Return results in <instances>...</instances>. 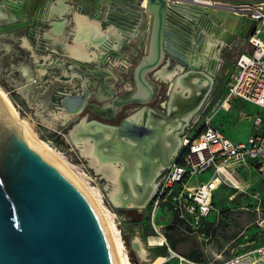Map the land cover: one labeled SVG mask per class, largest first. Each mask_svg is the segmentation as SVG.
Instances as JSON below:
<instances>
[{
  "label": "rangeland",
  "instance_id": "374dc122",
  "mask_svg": "<svg viewBox=\"0 0 264 264\" xmlns=\"http://www.w3.org/2000/svg\"><path fill=\"white\" fill-rule=\"evenodd\" d=\"M8 2L15 4L10 0H0V3L7 5L14 14L12 17H5L6 20L0 19V88L20 117L18 119L67 162L87 184L99 189L102 204L113 214L115 226L125 246L130 249V262L180 264L184 258L192 264H223L238 256L258 255L255 251L264 244V178L252 167L245 169L231 166L230 170L228 169L230 175L223 177V183L213 197L214 207L221 215L215 217V222H209L198 230L186 226L178 218L173 206L168 202L169 198L158 207L155 221L154 204L151 200L141 209L120 208L112 202V183L104 174L97 172L91 160L68 138L74 126L86 118L81 119L74 115L71 121L63 123L55 121L53 114L61 111L58 109L60 107L56 106V101L62 92L80 93L84 82L88 83L91 90L96 89L98 85V79H85L80 71H76L75 65H78L79 70L88 72L97 68L108 69L115 78L125 80L120 84L108 77V85L120 93L127 91L124 88L131 89V72L140 61L139 56L132 55L131 48L138 51V46L133 42H126L121 51L123 57H116L111 54L108 42L107 53L99 62L74 61L66 55L61 44L53 47L52 43L44 38V35L52 30L49 22L30 21V13H26L27 20L24 21L18 2L16 1V5H10ZM77 8L81 13L84 10L81 4ZM107 26L109 23L103 24L104 28ZM70 29L71 27L66 28L62 39H73ZM252 32L253 30L248 35H232L222 51L221 60L209 62V68L214 69L212 89L203 109L194 116L191 126L187 128V133L192 135L204 123L209 122L235 142H244L263 128L264 110L251 103L234 101L231 109L222 108L238 58L241 54L252 51L248 40ZM24 40H27L32 48L25 46ZM25 68L28 70H24ZM39 70L47 72L42 79H37ZM71 74L75 76L72 81H68L71 83L63 80L64 76ZM171 84H163L160 95L149 105L159 115L165 114L166 109L162 105H166L165 101H168L167 92ZM44 85L49 88L46 95L49 98L48 105L40 103L42 98L39 91ZM257 118L263 120L259 126L255 125ZM126 176L127 181L132 182L131 173ZM213 176L214 173H211L208 180ZM233 185H240L241 188L237 189ZM130 211L134 213L131 215ZM156 229L160 230V234ZM169 249L174 251L175 255L169 252ZM196 256H200V262L193 259Z\"/></svg>",
  "mask_w": 264,
  "mask_h": 264
},
{
  "label": "water",
  "instance_id": "95a60500",
  "mask_svg": "<svg viewBox=\"0 0 264 264\" xmlns=\"http://www.w3.org/2000/svg\"><path fill=\"white\" fill-rule=\"evenodd\" d=\"M106 3L112 6L111 0ZM138 5L144 15L152 16V26L150 42L133 71L135 91L131 99L146 103L153 100L149 75L163 65L180 69L183 76L199 72L194 69L190 53L202 32L211 29L210 8L217 5L198 0H138ZM240 8L224 7L235 13ZM108 14L107 23L116 25L129 37L123 21L130 15L116 6L110 7ZM111 54L115 56L114 52ZM178 75L179 72L175 76ZM170 87L168 101L162 105L167 117L173 116L167 105L176 96L173 84ZM85 104L83 94L61 100L62 107L70 113L79 114ZM125 129L138 135L128 137L149 145L147 137L156 128L125 122L116 130ZM188 134L186 130L182 138ZM122 135L105 146L112 152L118 150ZM138 150L147 159L154 156L142 148ZM0 264H118L106 225L89 194L67 169L33 141L1 96Z\"/></svg>",
  "mask_w": 264,
  "mask_h": 264
},
{
  "label": "bare ground",
  "instance_id": "6f19581e",
  "mask_svg": "<svg viewBox=\"0 0 264 264\" xmlns=\"http://www.w3.org/2000/svg\"><path fill=\"white\" fill-rule=\"evenodd\" d=\"M205 2L210 3V1ZM70 8L71 7L67 6L63 1H59V4L54 9V11L61 15L63 13L69 12L71 10ZM10 11L11 10L7 7V5L5 6L4 4L0 3V19L14 16L13 12ZM75 18L76 24L71 29V33L73 34V39L71 41H68V39H64L61 42L59 41V39H57V36L64 33L65 28L68 25V23H66L65 21H55L52 24V30L50 32H47L44 35V38L50 41L53 47L61 44L63 46V49L65 50L66 55L69 58L82 63L99 62L102 59L103 52L106 50L107 43L111 39L118 40V42L112 41V47L120 48L121 38L114 34V29H111V27H116V25L112 24L107 26V28H102L101 24L97 20H90L88 17L80 13H75ZM116 29L119 30L117 27ZM24 43L28 48H32L27 40H24ZM216 57L217 59H220L219 54H216ZM194 69L198 68L196 67ZM24 70L27 71L28 69L25 68ZM178 72L179 75L175 76ZM46 73L47 72H45V70H39L38 74L36 75L38 77L37 79H42ZM157 76L165 80L171 79V81H173L172 90L175 91L176 96L173 97L172 104H168L167 106L169 111L173 112L172 117H167V114L166 116H159L153 111H150V114L156 116L157 120L153 123H148L147 120L146 123L148 128H156L155 132L147 137V139H149V145L128 137H123V142L122 144H120V146H118V150L112 152L105 145L114 141L116 128L110 125L108 126L102 123H98L96 121L93 122L92 125H90L86 119L81 120L79 124L75 125L68 136V138L71 140V143L74 142V144L79 149H81L82 154L91 160V163L97 170V172H101L102 174H104V176L107 177L108 180L112 183L113 190L110 193V199L114 204H116V206L119 207L123 206L128 209H141L145 208L147 206V203L152 200L157 189V183L155 184V180L153 179L155 169L160 164L167 163L164 162L167 157L172 158L174 156L179 146L180 139L178 135L182 132V129H184L187 123H189L191 120L193 121L198 111L201 110L204 98L207 95V92L210 89L209 85L211 84V78L207 77V75L200 71L198 73L196 72L183 76L180 73V69L178 70L177 68H172V70L161 71L157 74ZM29 77L31 80H34L32 76ZM48 90V86L44 85L39 91V96L40 98H42L40 103L42 105H48L49 98L46 96ZM183 93H186V98H183ZM0 96L3 98V100H5V103H7V106L12 111L16 119L20 118L15 112L11 102L7 98V95L1 88ZM176 109L177 111H175ZM59 110H61L59 113H52L55 121H63V123H67L71 121V119H73L74 115H78V113H70L64 108ZM144 116V110L139 111L133 114L131 116L132 121L128 119V122L138 125L135 122L141 123L144 119ZM174 118L177 119L175 120ZM159 120H162L165 123L166 121H172L167 126V124L159 123ZM22 125L26 128L33 141L42 150H45L47 154L58 161L65 169H67L78 181V183L84 188V190L89 194L106 225L113 244L118 264H132L128 256L130 249L125 246L122 236L115 226L113 214L102 204V195L99 189L87 184L85 180L81 176H79L67 162L61 159L55 151H53L47 144L39 140L38 137H36L26 125H24L23 123ZM101 132H106V134H108V137L104 136ZM183 139L184 138L181 139L182 142L184 141ZM95 146L98 150H96ZM123 147H127V149L129 150L126 152L123 150ZM141 148L150 151V154L152 151V155L154 156L151 157V159H147L144 154H141L139 152L138 149ZM97 151L100 153H98ZM105 157L110 160L106 159ZM151 161L154 165L151 174H149V172L147 173V170ZM128 171L131 173L132 182H129V180L127 181L126 174L129 173ZM159 171L160 169L157 171V173ZM220 174L221 177L230 175L229 171L226 168L221 169ZM221 177H214L217 189L223 183ZM234 186L237 189L239 188L237 185ZM133 213L134 212L132 211L129 212V214L131 215ZM136 241L138 242L139 238ZM162 245H164V243H162ZM263 256H248L244 259V261H239L237 264H259V261L263 259ZM247 259H252V261H245ZM254 259L260 260L255 262L253 261ZM181 264L192 263L182 258ZM262 264H264V262Z\"/></svg>",
  "mask_w": 264,
  "mask_h": 264
},
{
  "label": "built area",
  "instance_id": "2783aa9c",
  "mask_svg": "<svg viewBox=\"0 0 264 264\" xmlns=\"http://www.w3.org/2000/svg\"><path fill=\"white\" fill-rule=\"evenodd\" d=\"M240 9V14L252 21L249 33L253 32L248 38L252 51L238 58L222 107L228 110L232 101L243 100L264 110V1L247 4ZM262 121V118H257L255 125H261ZM183 138L171 164L162 170L157 179V189L151 200L154 204L153 220L160 204L169 198L168 202L178 218L186 226L198 230L210 214L216 211L213 203L217 190L214 177H221V169L230 170L231 166L252 167L264 178V126L245 142L230 140L209 122ZM209 171L214 173L210 180L190 186L194 177ZM156 231L160 234L159 229ZM169 250L175 255L174 251ZM255 252L263 256L264 247ZM246 257L238 256L225 264H237Z\"/></svg>",
  "mask_w": 264,
  "mask_h": 264
},
{
  "label": "crops",
  "instance_id": "0c3cea01",
  "mask_svg": "<svg viewBox=\"0 0 264 264\" xmlns=\"http://www.w3.org/2000/svg\"><path fill=\"white\" fill-rule=\"evenodd\" d=\"M11 1L15 4H10L8 2L10 5H16L18 2L19 12L21 13V15H23L22 19L24 21L27 20L26 13H30V16L28 18V20L30 21L33 20L35 22H43V23L49 22L50 25H52L55 21H65L66 23H68L66 28L71 27V29L76 24L75 13H80L88 17L90 20H97L100 24H101V21H103L104 22L103 24H105L107 23V17L109 15L108 13L110 11V7L116 6L118 8H121V10L125 11L130 16L128 17L127 21H123L124 22L123 24L126 25L125 27L127 29L126 31L129 34V37H126L125 35L121 34L122 31L117 30L116 27H111V29H114V34H116L117 36L121 38L120 48L112 47L113 42L115 41L118 42L117 39L116 40L111 39L109 41L110 49L112 50V52L115 53V56L123 57V54L121 53V51L123 50L124 44H126V42H133L134 44L138 46L137 49L139 50L136 51V49L131 48V53L134 56H139V58L141 59L140 56L145 53L144 49L146 51L147 45L150 42L149 35H150V27L152 26V16L151 15L146 16L142 13V11L140 10V6L138 5V0H111L112 6L107 5L106 3L107 0H10V2ZM59 1H63L64 3H66L67 6L71 7L70 8L71 10L61 15L58 14L56 11H54V9L59 4ZM199 1H203V2L210 1V3H216V5L218 6L217 7L215 5L216 7L210 8L212 27L208 32H205V31L202 32L201 36L196 41V44H193L194 46L192 47V50L190 53L193 64L199 69L200 72L204 73L205 75H207V77L211 78V84L209 85L210 89L208 90L207 95L204 98V102L201 108L202 110L204 107L205 101L208 98L209 93L212 89V84L214 81L213 80L214 69L209 68L210 63L208 62L213 60V58L217 62L221 60L222 51L225 45L227 44V42L231 39L232 35L234 34L235 35H240V34L248 35L249 30L251 28L252 21L250 19L243 17L240 14V12L235 13L233 11L224 9V7H227L230 5H236V6L241 7L247 4L258 3L264 0H199ZM206 3H209V2H206ZM79 4H81V6L84 7V10L82 11V13L78 12L79 8L77 7L79 6ZM101 27L104 28L102 24H101ZM66 28H65L64 33L58 36L56 35L57 39H59V41L61 42L64 40V38L62 39L61 37L64 34H66ZM71 29H70V34H72ZM72 37H73V34H72ZM193 41L195 42V40ZM142 49H143V52H142ZM106 53H107V50L103 52V56ZM216 54H219L220 59H217ZM101 69L104 70V68H101ZM164 70H172V68L170 67L169 64H165L156 73L154 72L153 74L150 75L151 82L156 85V87L153 84L151 85L152 92H153V101L156 100L157 97L160 95V91L163 87V84H165L166 82H171V83L173 82L171 81V79L165 80L157 76L158 73ZM104 71H107V73L108 72L110 73V75L105 76L107 79L108 77H110L112 79H115V81L119 80V77L115 78L108 69H105ZM181 75H183V73H181ZM70 76L75 77L72 74ZM124 89L126 90V88ZM184 97L185 98L187 97L186 93H183V98ZM234 101H243V100H234ZM234 101H232V103ZM231 106H230V109H231ZM159 116H166V114L159 115ZM86 120L88 119L86 118ZM158 122L161 124L164 123L162 120H159ZM190 123H192V120L189 123H187L184 129H182V132L178 135L180 140L182 139L181 135L183 136V134L186 133L187 128L191 126ZM180 140H179L178 149L182 143V140L181 141ZM236 168H245V167H236ZM211 173L213 172L209 171L207 173H204L203 175L194 177L190 181L189 184L195 186V185L200 184L201 182H206L208 181L209 176H211ZM240 188L241 187L239 185L238 189ZM120 208H124V207H120ZM220 215L221 213L218 209H216V211H213L208 217L207 221H205V223L203 224V227H205L206 224H208L209 222H215V220H217L215 219V217L220 216ZM259 247H264V244H261ZM249 260L252 261V259H247L245 261H249ZM259 260L254 259L253 261L257 262ZM226 262L227 261H225L223 264H225Z\"/></svg>",
  "mask_w": 264,
  "mask_h": 264
},
{
  "label": "flooded vegetation",
  "instance_id": "af4514ba",
  "mask_svg": "<svg viewBox=\"0 0 264 264\" xmlns=\"http://www.w3.org/2000/svg\"><path fill=\"white\" fill-rule=\"evenodd\" d=\"M75 66H78V65H75ZM135 66L132 69L131 78H130L132 88L126 89L127 91H124L122 93H120V91H116L112 86L108 85L107 78L105 76L110 75L109 72L107 73V71H104L101 68L90 70L88 72V71L79 70V68L76 67L75 68L76 71H80V73H82V75L85 77V79H91V78L98 79L99 82H98L96 89L91 90L88 87V83L84 82L83 88L81 89L80 93H74V92H64L63 93L62 92L60 95H58L57 101H56V103H57L56 106L60 107L58 109L63 108L61 105V100L65 96H73V95H77V94H83L87 104H85L84 108L81 110V112L78 114V116L81 117V119L86 117L88 119L87 121L90 125H92L93 122L96 121L98 123H102V124H105L108 126L110 125V126L115 127L116 129H118L125 122H128V119L130 121H132L131 116L133 114L144 110L145 116H144L143 121L141 123H137L135 121H133V122H135L138 125H141L140 127L148 128V126L146 125L147 120H148V123H153V122H156L157 118H156V116L149 114V112L151 110L154 111L152 109V107L149 106L150 104L152 105L153 100L150 99L149 102H146V103L142 102L141 103L138 101L135 102L131 99L132 94L135 91V86L133 83V71H134ZM72 78H73L72 76H68V77L64 76L63 80L68 82V81H72L73 80ZM124 81L125 80L122 78L117 80V82H119L120 84H122ZM175 111H177V109ZM154 112H156V111H154ZM174 119L176 120L177 118H174ZM174 119H172V120H174ZM172 120L166 121V123L164 122V124H167V126H168V124ZM90 125H89V127H90ZM90 129H91V127H90ZM101 133L104 136L108 137V134H106V132H101ZM121 133L124 134V135H122V137H125V136H127V137L128 136L138 137V135L135 132H132L129 129H125L124 131H121V132L116 130L115 131V137L117 135L120 136ZM128 138H131V137H128ZM148 152L150 153V151H148ZM151 153H152V151H151ZM173 158H174V156L172 158L167 157L164 161L167 163L160 164L155 169L154 174H153L154 175L153 179L155 180V184L157 183V179H158L160 173L162 172V170L171 164ZM153 165L154 164H152V161H151L149 163L147 173L149 172V174H151V172L153 170ZM159 169H160V171L157 173V171Z\"/></svg>",
  "mask_w": 264,
  "mask_h": 264
},
{
  "label": "trees",
  "instance_id": "16d2710c",
  "mask_svg": "<svg viewBox=\"0 0 264 264\" xmlns=\"http://www.w3.org/2000/svg\"><path fill=\"white\" fill-rule=\"evenodd\" d=\"M193 259H194L196 262H200V261H201L200 256L193 257Z\"/></svg>",
  "mask_w": 264,
  "mask_h": 264
}]
</instances>
